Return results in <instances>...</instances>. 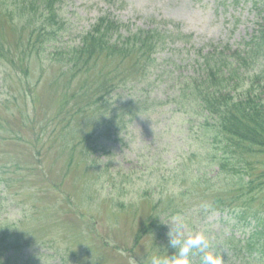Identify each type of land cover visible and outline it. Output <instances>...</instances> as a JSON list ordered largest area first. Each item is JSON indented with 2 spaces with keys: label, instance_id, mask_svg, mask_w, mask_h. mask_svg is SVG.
Instances as JSON below:
<instances>
[{
  "label": "trees",
  "instance_id": "obj_1",
  "mask_svg": "<svg viewBox=\"0 0 264 264\" xmlns=\"http://www.w3.org/2000/svg\"><path fill=\"white\" fill-rule=\"evenodd\" d=\"M244 1L250 3V10L264 16V0ZM0 2L4 6L2 12L11 13L18 24L27 27L24 44L19 50L13 49L12 56L11 50L0 41V65L7 68L16 64L22 74L15 90H9L11 98L7 100L16 102L17 113L0 104V143L9 140L15 146V142L19 146L28 145L32 148L27 152L32 156H27L30 166L36 160L33 154L42 149L40 143H26L21 138L26 131L33 135L37 128L28 126L32 114L43 110L46 114V105L38 103L34 91L38 83L35 76L36 71L43 74L50 66L52 72L66 77L58 98L49 105L51 114L43 123L56 137L51 140L49 135L45 144L52 146L55 140L62 139V148L75 153L79 166L83 168L90 163L84 173L88 176L96 173L102 184L100 189L108 190L105 202L110 207L130 211L125 203L134 201L136 209L144 210L138 221L140 228L135 231V243L140 245L137 239L146 233L148 240H152L151 248L147 251L134 243L124 253H134L137 264H147L156 254L168 253L171 257L175 249L169 246V227L164 223L171 215L180 214L193 232L205 233L211 243L210 250L221 256L222 264H264V29L261 37L252 32L235 47L212 45L206 53H202L203 48H192V73L182 75L175 64L174 69L161 66L167 59L158 55L172 39L170 31H160L163 26L146 30L102 17L89 30L70 38L69 44L60 43L64 36L70 37L68 28L58 19L61 0ZM262 23L264 27V19ZM172 29L177 31L178 26L172 24ZM57 42L58 47H54ZM175 72H179V79L172 78ZM162 79L177 86L171 102L194 123L189 129L194 133L189 136L193 134L194 140H199L201 149L179 151L181 164L162 166L160 170L154 163L151 166L146 162L141 172L125 175L118 169L114 174L111 162L100 168L98 158L93 157L96 147L103 146L98 144L99 133L117 135L125 130L119 126L125 117L133 119L149 109L154 112L161 105L157 99L144 98V94L158 90ZM54 80L53 76L51 82ZM124 90H133L134 94L118 101V93ZM149 100L153 103L144 104ZM185 105L189 111L183 108ZM34 119L38 118L34 115ZM56 123L64 124L59 133L55 132ZM111 124H115L114 128ZM78 127L81 133L69 138ZM106 141L120 142L110 138ZM100 151L101 156L114 161L113 155L105 154V148ZM11 165L12 162L0 165V201L4 199L5 203L10 197L6 193L10 194L13 186L19 184L16 179L12 185L4 179V170ZM34 165L44 172L41 164L34 162ZM14 167L20 179L25 168L19 162ZM132 179H147L146 187L134 189L130 185ZM81 188L76 185L74 191L68 190L66 194L60 190L58 195L64 196L63 205L70 199V209L85 214V207L91 208L92 201ZM74 193L76 202L71 200ZM72 202L76 205L72 206ZM49 210L54 212L57 208L52 205ZM215 214L217 219L207 222L206 216ZM214 224L225 227L226 231L214 230ZM11 247L9 243L8 249ZM201 255L194 250L192 264H200Z\"/></svg>",
  "mask_w": 264,
  "mask_h": 264
},
{
  "label": "rangeland",
  "instance_id": "obj_2",
  "mask_svg": "<svg viewBox=\"0 0 264 264\" xmlns=\"http://www.w3.org/2000/svg\"><path fill=\"white\" fill-rule=\"evenodd\" d=\"M63 1L62 13L65 17L63 18L70 19L68 27H72L71 30L82 31L96 17L107 10L103 0ZM109 1L107 0V2ZM113 1L117 5L124 6V8L120 10L109 8V14L107 13V15L111 18L121 21L128 20L140 27H146L147 22L152 21L151 24L147 25L149 29L156 27L158 22L181 24L182 33L186 35L193 33L199 40L197 41L199 45L207 41L214 43L226 40L231 43L238 42L252 29L255 34H259L261 37L264 29L263 15L254 16L253 12L247 11V5L227 8L226 6H230L228 3L231 0ZM101 8L102 10H100ZM2 11L0 2V29L5 31L9 29L6 25V18L9 17ZM10 18H13V16L11 15ZM5 43L8 45L9 41H5ZM168 49L172 50L174 47L168 46ZM173 53L186 59L189 57L184 51H173ZM166 55L164 51L158 56L162 58ZM171 61L177 62L174 58ZM188 62H179L181 65H185L183 73L190 70L186 66ZM47 68L49 71L43 74L38 73L35 76L38 83L36 90H34L37 94L38 103L46 105V114L43 112L44 110L32 114L28 126L30 128L37 126V128L33 135H29V131H26V134H23L21 138L26 143L30 141L40 143L42 149L34 152L38 157L34 158L35 155L33 154V160L36 159L34 162L41 163L45 170L36 173L37 170L30 166L29 158H27V156L32 157L27 153L32 150L30 146H19L18 142H15L17 143V146H15L9 140H3L0 143V165L6 162L13 163L12 167L4 170V179L8 180L11 185L14 183V179L19 183L13 186L10 194L6 193V196H10L6 203L4 199L0 201L1 228H8L9 233H15L16 241L20 245L16 254L18 259L27 255L28 248L32 244L35 245L37 251H40V248H47L58 255H62L63 258L58 260L57 264H137L135 254L131 252L124 253V251L131 248L135 243V231L140 228L138 221L144 210L136 209L134 201H127L125 208H131L130 211L124 208L116 211L105 202L108 190L103 191L100 189L102 184L97 179L96 173L92 176L84 173L85 167L88 168L90 163H87L86 166L84 164L83 168L79 166L76 162L75 153L70 154V151L62 148V139L60 141L55 140L52 146L45 144L49 135L51 140L56 137L55 134H50L51 130L45 129L43 123L51 114L49 105L53 104L58 98L66 77V75H58L52 72L50 66ZM8 74H11V70ZM53 76L55 80L51 82ZM172 85V83H169L163 87L166 91L163 94L164 96L171 95L172 97L174 95L175 92L168 91ZM5 87L8 89V84ZM12 89L13 86L11 85L10 90ZM6 91L0 84V103L8 100V93L4 96ZM2 93H4L3 96ZM127 93L126 90L122 92L123 95ZM152 96H158L157 99L161 100L157 104L164 101V96H161L159 90L152 91ZM4 104L8 105L7 107L11 106L10 110L17 113L18 109L14 104L11 102ZM183 108L189 111L187 105ZM161 109H169L171 112V109L175 110L174 107L168 105H163ZM34 115L38 119H34ZM144 121L145 119L138 120L127 126L122 135H118L119 139L123 138L122 146L113 145L111 148V144H108L109 152L114 155L113 162L108 158L100 157L98 153L94 154L93 157L98 158L100 168L105 166V162H111L114 174L116 173L115 169H118L121 174L125 175L128 172H141L144 170V163L146 162L149 165L154 163L153 165H157L160 170L162 166L181 164L180 156H178L179 163L172 162L177 154H181L179 151L189 153L201 149L199 140H194L193 134L189 136L191 132L187 134L192 124L184 115L165 113L151 125L145 124ZM39 127L42 129L41 131ZM62 127H64V124L59 125L56 123L55 132L59 133ZM75 130L69 134V138H74V136L81 133L80 127ZM67 134L66 132V136ZM4 137L7 138L6 135ZM69 138L66 140L69 141ZM213 148L217 150L215 144ZM75 149L79 151L80 148L76 147ZM217 154H219L218 151ZM71 155L75 161H70ZM13 158L16 160H13ZM16 162L22 163L25 168L21 172L23 176L20 179L16 177L18 175L17 168L14 167ZM78 169L82 170L79 171ZM146 183L147 179L130 180V185L133 184L136 190L146 187ZM151 183L149 182V184ZM76 185L82 187L81 189L92 201L91 208L85 207L87 209L85 214L72 211L70 209V199L63 205L64 196L60 197L58 195L60 190L66 192V194L69 193L68 190L74 191ZM76 196V193H74L71 200L76 202ZM75 202H72V206L76 205ZM52 205L57 208L54 212L49 210ZM206 218L208 219V216ZM215 219L216 216L211 215L208 222ZM14 227L16 228L14 229ZM213 227L214 230L226 231L225 227H220L218 224L213 225ZM235 234L238 235L239 233ZM151 242L152 240H148L146 233H143L137 239V243L147 251L151 248ZM135 245L140 246L136 243ZM37 251L34 255L38 253ZM166 254L168 255V253ZM71 255H75V257L72 258ZM143 263L145 262L143 261Z\"/></svg>",
  "mask_w": 264,
  "mask_h": 264
},
{
  "label": "clouds",
  "instance_id": "obj_3",
  "mask_svg": "<svg viewBox=\"0 0 264 264\" xmlns=\"http://www.w3.org/2000/svg\"><path fill=\"white\" fill-rule=\"evenodd\" d=\"M164 224L169 227V246L175 253L171 257L153 255L148 264H192L194 250L202 254L200 264H222L221 256L210 250L211 243L205 233L193 232L184 216L173 214Z\"/></svg>",
  "mask_w": 264,
  "mask_h": 264
}]
</instances>
